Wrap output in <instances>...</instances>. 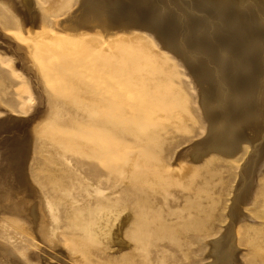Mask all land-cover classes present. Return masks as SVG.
<instances>
[{
	"label": "rangeland",
	"instance_id": "rangeland-1",
	"mask_svg": "<svg viewBox=\"0 0 264 264\" xmlns=\"http://www.w3.org/2000/svg\"><path fill=\"white\" fill-rule=\"evenodd\" d=\"M74 1L71 0L64 7L58 6L56 2L57 7L50 12L44 8L46 11L40 19L39 30L31 38L21 34L15 20L8 16L9 21L0 9V190L3 185H7L8 193L14 194L16 191L13 189L22 183H26L25 187L30 190L29 183L18 179L23 163L16 162L12 156L15 142L23 141V154L31 143V161L26 172L30 183L45 199L51 234H57L62 250L59 249L68 255L70 264H206L205 241L221 231L224 219L222 209L236 181L237 162L216 155H210L197 164L189 159L175 162V154L182 156L189 144L202 138L207 125L197 104L199 95L195 79L182 61L164 50L146 32L135 30L131 34L122 33L107 41L97 35L70 38L54 32L53 22ZM181 1L184 3H179L177 7L189 11L186 17L188 27L178 21L180 19L174 13L176 3L166 9L167 14L158 16L161 19L158 20L159 29L163 36L171 40L172 45L177 46L175 42H179V39L182 44L181 40H184L189 51L208 49L216 59L220 57L215 54L219 48L229 45L233 50L243 45V32L233 30L240 24L239 20H236V25L235 22L226 24L232 15L240 13L235 3L212 0V6L202 8L206 2L204 0ZM121 2L120 5H123H119V12L136 4ZM159 2L164 3V0ZM149 4L153 5L151 2ZM136 5L139 7L141 3ZM242 13L254 15L249 9ZM244 20L249 24L248 16ZM261 33L264 34L263 31ZM183 36H186L185 39ZM24 44L32 48V58L39 74L28 68L26 54L19 48V45ZM46 55L49 62L62 60L72 71L73 67L77 72L71 75L83 81L73 83L70 77L67 81L64 77L67 74L58 71L55 66L57 63L52 72L47 73L44 65ZM199 58L196 66L205 72L206 63ZM11 59L14 61L13 66ZM115 60H118V68L128 67V71L143 72L141 80L145 83L133 85L129 89L123 84H117L115 89L120 94L112 95L116 97H111L114 102L110 106L106 105L105 108L102 104L94 105L89 101L92 92L87 88L88 82L97 81L93 77L92 68L105 73L102 65ZM62 76L64 80L61 81H66L68 85L61 87L52 84L56 77L60 81L59 77ZM44 80L47 81L46 85ZM211 93L215 94V89ZM8 109L15 111L20 120L10 122L9 116L12 114ZM95 112H100L101 117L104 114L115 117L112 127L115 138L113 150L109 151L105 144L103 156L92 161L91 158H85L90 152L83 138L87 135V129L92 130L97 122L93 116ZM89 113L92 114L91 118H87ZM106 127L102 128L103 131L101 129L100 134H107L111 126ZM91 135L92 140L99 138L104 141L99 133ZM145 150L142 155L141 152ZM243 153L244 150H241L236 158L239 159ZM137 155L141 157V162L148 163V168H135L131 165V158ZM126 156L129 160L122 162ZM126 162L129 163V169L123 170L121 165ZM90 163H99L108 187L111 184L107 179V171L110 170L108 166L111 164L116 168L118 165L116 181L119 180V186L124 189L121 200L127 199L129 186L142 191L140 200L149 207L148 212H152L150 215H153V220L142 225V230L146 228V234L143 237L138 234L141 243L130 241L125 234L124 240L131 247L117 252L112 233L106 228L108 215L97 214L91 218L99 208L111 207L117 195L106 189L102 192L81 178L83 172H88L85 168ZM119 174L123 175L122 179ZM137 174L146 176L137 177ZM263 177L259 178L256 187V202L249 209L255 217L259 213L264 214ZM30 191L25 193L28 201L34 198ZM213 202L215 208H210ZM133 207L134 223L138 218V206ZM213 211L214 217L210 219ZM20 221L7 212L0 221V240L13 249L11 257L14 261L18 264H60L47 263L42 259V251H52L49 242L38 240L40 250L34 248L31 240L23 233ZM87 221L91 222L89 230L84 227ZM247 234L256 238L255 248L249 244ZM238 243L244 250L241 257L245 264H264V219L258 218L250 231H247L244 224H240ZM55 255L63 258L58 252ZM63 259L65 261V257Z\"/></svg>",
	"mask_w": 264,
	"mask_h": 264
},
{
	"label": "bare ground",
	"instance_id": "bare-ground-1",
	"mask_svg": "<svg viewBox=\"0 0 264 264\" xmlns=\"http://www.w3.org/2000/svg\"><path fill=\"white\" fill-rule=\"evenodd\" d=\"M70 1L0 0V9L5 15H7V18L9 16L12 20H15L17 29L20 30L21 34H25L27 37L31 38V36L36 34L39 30L38 26L40 24L41 17H44L45 15V9H48V12L52 10L54 11L55 7H57L55 5L56 2L58 6L64 7V5H67ZM121 1H126V4L128 5L129 3H141V6L135 7L137 6L135 4L133 7L131 6L132 8L123 9L122 12H119V7L123 5H120ZM139 1L75 0L71 7L69 5V9L63 13L60 18H57L53 22V31L70 38L97 35L107 41L119 34L121 35L123 33L128 35L135 30H138L151 34L164 50L172 53L176 56V58L182 61L183 64H185L191 76L195 79L194 81L199 95L197 104L201 110L203 118L206 120L205 124L207 125L202 138L189 144L185 148L182 156H180L179 153L175 154V162H179L183 159H189L191 162L197 164L210 155H216L229 160L233 159L237 162L238 171L236 173V181L231 188L230 193L227 194L229 196L222 209L224 219L222 220L221 231L215 235V237L206 239V254L204 255L206 258V264H245L244 259L241 257L244 250L239 246L240 243H238V228L240 224H244L247 231L253 230L256 220L258 218L264 219V214L259 213L257 217H255V215L249 212V209L252 208L254 202H256L255 191L258 181L260 180L259 178L264 175V34L261 33L262 31L264 32V0H220L224 3L232 1L239 7L240 13L232 15L233 17L226 21V24L230 25L235 22L234 25H236V20H239L238 23L240 24H237L233 30L238 33H241L242 31L243 36L245 37L242 38L243 45H241V47L233 50H231L229 45L222 47L223 49L219 48L218 52H214L216 55H220L221 57H218L217 59L213 57L209 51H207L208 49L200 50L196 48L189 51L183 43L184 40H181V44L179 38V42H175L177 43V46H174L172 45L171 40L163 36L161 33V30L159 29L160 23H158L160 18H158V16L160 17L167 14L166 9H168L169 6L172 7V5L176 3L174 5L176 8L177 5H180L179 3L184 2L181 0H164V3L159 2V0ZM204 1L206 2L201 6L202 8L209 7L211 3H213H210L212 0ZM150 2L153 5H150ZM215 5L220 6L222 4ZM191 6L192 3L190 4V7ZM201 7L197 8L202 10ZM245 9H249L254 15H247L246 13L243 14L242 12H244ZM174 10V13L177 14L180 19L178 21L181 22V25L184 24L183 26L187 25L188 27L186 17L188 16L187 14L189 11H185L181 7H177V9ZM246 16L249 17V24L244 22ZM210 17L213 18L212 16ZM182 19H185L186 21ZM187 27H185V31L187 30ZM230 27L231 26H229V28ZM212 28L213 27L210 29ZM180 35L182 36V34ZM185 37L183 36L184 39ZM49 46H51V44ZM19 48L26 54V63L29 65L28 68L38 73L32 58V48H29L25 44L21 46L19 45ZM47 55L44 61L47 73L52 72L54 64L57 63L55 66L58 68V71L65 72L67 74V76L64 75L67 81L68 77L73 80V83L83 81L77 80L71 75L72 73L77 72L73 67H71L73 69L72 71L62 60H53L54 62H49L47 60ZM199 57H201V59H203L206 63L207 70L205 72H202V70L196 66L198 60L200 59ZM13 62L14 61L11 59V66H13ZM101 68L106 70L105 73L97 71V68H92L94 70L93 77L97 81L92 83L88 82L87 84V88L92 92V96L89 101L94 105L102 104L105 105V108L106 105L110 106L114 102L112 98L116 97H112V95L120 94L115 89V87L118 86L117 84H123L129 89V87H132L133 85H139L144 82L141 80L143 72H131L127 70L128 67L118 68V60H115L113 63L108 62L103 64ZM15 75L21 77L19 73H15ZM64 77H59L60 81L56 77V79L52 81V84L55 83L57 86L61 87H64L65 84L68 85L66 81H64L65 83L61 81V79L64 80ZM48 79L50 80V78ZM40 82L43 83V80H40ZM46 83L47 81L44 84L46 85ZM124 86L123 88H125ZM212 89H215V94L211 93ZM126 91L128 92L127 89ZM127 94L129 93H126V95ZM7 111L12 114L9 116L10 122L13 123L20 120V117L16 115L15 111L11 109H8ZM99 113L100 112L93 113L97 122L94 124V128L92 130L87 129V135L83 138L84 141H86L87 149L90 152V155L85 158H91L92 161H96L103 156L102 152H104L103 149H105V144L108 146L109 151H112L114 148L113 142L115 134L112 131V127L114 126L115 117L111 115L107 116L106 114L101 117L99 116ZM91 117L92 114L89 113L87 118ZM102 119L104 120L101 122ZM106 126H111V128L107 131V134L105 135L104 132V134H100L101 129ZM92 133L96 135L99 133V136L104 138V141L99 138H97L96 141L94 139L92 140ZM22 142H15L16 144L14 146L15 149L13 150L14 154L12 157L16 162L20 161L23 163V170L18 179L25 180L29 183L31 191L25 187L26 183H19L21 187L19 186L18 188L13 189L16 192L11 194L8 193L9 189L7 188V185H3L0 190V221L2 220L5 212L14 216L16 219L21 220L20 226L23 228V233L31 240L34 248H38L40 250L38 247V240L49 242L52 251H42V259L45 262L70 264V258L68 255L63 254L59 249V247L61 248V244L57 240V234H51V223L47 213L45 199L42 195H40L38 190H36L34 185L30 183L31 180H29L26 172V167L31 161V143L29 144V148H27L23 154V151L21 150ZM91 148L94 150H90ZM241 150H244V153L242 156L240 155V158L238 159L236 157L241 153ZM145 152L146 150L141 152V154L144 155L143 153ZM129 157L131 158V156ZM131 159H133L131 165L135 168H148V163L141 162V157L139 155L134 156ZM126 160H129L127 156L123 158L122 162ZM112 164L114 163L112 162ZM109 166L108 168H110V170L107 171L109 172L107 174V179L111 182L109 187L107 183H105V175L103 174V171V173L101 172L102 168H99V163L87 164V168L85 169H87L88 172L86 174L83 172L84 175L83 177L81 176V178L88 181L90 186H95L102 192L106 189L111 191L112 194L117 195L114 198V203L111 207L99 208L95 214L91 216V218L97 214L100 216L108 215L109 221H107L106 228L108 230L110 229L109 231L112 233L113 242L116 244V251L119 252L131 247L130 243L124 240L125 234L129 236L130 241L142 242V240H138V234L139 237L146 234V228L142 230L144 227H142V225L148 224L150 221L152 222L153 215H150L152 212H148L149 207L140 200L141 197L139 196L142 195V191L140 189H133L132 186H129L126 191L127 201L120 199V197L124 195V189L119 186V180L116 181V169L118 165L116 168L113 165ZM121 166H123V170L129 169V163L127 162L123 163ZM103 170L105 171V169ZM123 175L125 174L123 173ZM123 175H120V177ZM137 175V177H140L141 175L146 176L145 174ZM28 191L34 195V198H32L31 201H28L25 195ZM100 191H98V193L103 194ZM134 205L138 206V210L136 212L138 218H136L133 223L132 218L134 216ZM215 205L216 204L213 202L209 206L210 208H215ZM214 214L215 211H213V216L210 214L209 218L213 219ZM89 223L87 221L86 226H84L85 229L91 227ZM1 233L0 227V234ZM247 235L249 238V244L255 248L256 238L249 234ZM12 250L13 249H11L9 245L0 240L1 264H18L11 257ZM55 252H58V254L63 256V258L65 257V261H63V258H58L55 255Z\"/></svg>",
	"mask_w": 264,
	"mask_h": 264
}]
</instances>
